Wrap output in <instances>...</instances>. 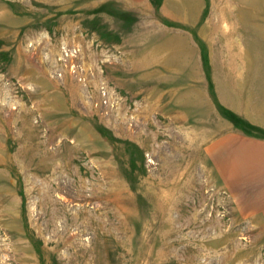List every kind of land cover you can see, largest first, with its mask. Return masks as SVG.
Listing matches in <instances>:
<instances>
[{"label":"rangeland","instance_id":"rangeland-1","mask_svg":"<svg viewBox=\"0 0 264 264\" xmlns=\"http://www.w3.org/2000/svg\"><path fill=\"white\" fill-rule=\"evenodd\" d=\"M0 264H264V0H0Z\"/></svg>","mask_w":264,"mask_h":264}]
</instances>
